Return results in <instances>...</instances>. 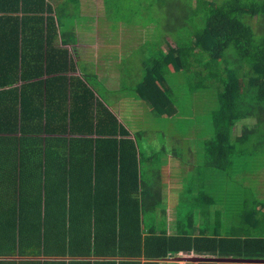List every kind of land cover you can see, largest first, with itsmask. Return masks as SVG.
<instances>
[{
  "label": "trees",
  "instance_id": "1",
  "mask_svg": "<svg viewBox=\"0 0 264 264\" xmlns=\"http://www.w3.org/2000/svg\"><path fill=\"white\" fill-rule=\"evenodd\" d=\"M184 2L183 6L178 3L183 8L171 17L174 24L166 27L173 42L163 36L158 43H145L151 53L141 61L143 79L136 84L135 91L156 117L173 116L178 111L179 98L168 74L183 72L192 94L214 95L216 106L209 111L205 129L208 135L202 141L203 165L195 177L188 178L190 184L199 179L201 197L186 196L185 201L179 202L177 232L168 234L165 209L160 208V168H153L148 187L142 163L144 155L138 151L145 134L162 136L167 132L139 130L134 139L128 138L130 132L125 125L106 105L102 104V111L99 104L95 109L96 123L90 131L109 135L110 139L120 136L115 139V179L110 187L111 192H119L120 212L108 222H75L78 226L65 220L36 222V243L43 244L45 254L74 258L28 260L22 264H163L161 259L179 252L264 258V204L258 207L249 192L243 211L232 217L230 236L216 229L209 233L205 226L199 227L200 232L196 234L194 228L195 201L222 198L228 186L238 184L233 174L239 169L242 171L239 185L245 186L248 158L264 155V0ZM80 4L81 0H65L55 9L49 0H0V47L4 44L11 53L10 44L28 32L36 42L50 43L59 30L63 41L74 43V27H65V23L74 21ZM254 18L259 20L258 33L251 24ZM143 49L142 46L139 52ZM18 50L16 44L13 51ZM43 61L41 56L40 68L44 67ZM7 66L19 68L18 60H10ZM89 91L92 92L90 88ZM206 167L217 170L220 191L214 196L204 191ZM96 186L95 183L90 187L93 200L101 191V186ZM217 215L219 227L223 220L220 212ZM13 229L25 233L22 222H14ZM2 248L0 243V254ZM90 256L120 259H75Z\"/></svg>",
  "mask_w": 264,
  "mask_h": 264
},
{
  "label": "crops",
  "instance_id": "2",
  "mask_svg": "<svg viewBox=\"0 0 264 264\" xmlns=\"http://www.w3.org/2000/svg\"><path fill=\"white\" fill-rule=\"evenodd\" d=\"M64 1L49 0L55 9ZM106 7V0H81L80 12L74 21L65 23V27H74V43L63 41L59 30L50 43L46 40L42 44L36 42L28 32L24 38L10 44L13 53H9L4 44L0 47L1 264L74 258L45 254L43 244L36 243V222L65 220L78 226L75 222H108L120 212L119 192L115 194L110 189L115 179V139L117 141L120 136L110 139L109 135L90 131L95 126V109L99 104L102 111V104L106 105L129 130L128 138L133 139L139 130L153 131L154 122L168 124L169 119L179 115L181 101L176 104L175 115L156 117L135 91L136 84L143 79L141 61L146 57L133 63V56L150 40L140 45L135 44V39L129 40L122 46V38L112 36L110 29L121 23L124 29L134 26H128L131 23L126 21L111 20ZM163 36L157 37L158 42ZM15 43L19 49L17 53L13 51ZM145 52L151 53L147 49ZM40 55L44 57L43 68H40ZM15 59L19 68L5 67L7 62ZM148 118L153 119L151 125V122L147 123ZM137 124L143 126L137 127ZM162 130L167 134L161 136V148L151 146L153 138L158 136L150 133L141 138L142 146L138 151L144 155L142 163L148 187L153 168H160V208L165 209L167 233L175 234L179 202L185 201L186 196L201 197L199 179L195 178L190 184L188 178L195 177L203 165L202 151L199 154L186 150L182 135L170 133L167 128ZM178 176L181 179L174 185L172 180ZM216 176L211 167L205 168L204 191L213 196L219 189ZM250 178L245 186H228L220 199L206 197L195 201L196 234L200 232L199 227L205 226L209 233L216 229L223 231L224 236L231 235L232 217L243 211L245 193L254 188ZM95 183L101 186V191L93 200L90 187ZM255 190L252 198L259 207L264 204V187L257 186ZM217 212L223 220L219 227L216 225ZM14 222H22L25 233L19 232V226L14 230ZM80 228H83L82 224ZM23 236L27 238L22 239ZM171 255L199 254L179 252L160 261L164 262ZM140 260L145 261V258Z\"/></svg>",
  "mask_w": 264,
  "mask_h": 264
},
{
  "label": "rangeland",
  "instance_id": "3",
  "mask_svg": "<svg viewBox=\"0 0 264 264\" xmlns=\"http://www.w3.org/2000/svg\"><path fill=\"white\" fill-rule=\"evenodd\" d=\"M178 3L181 6L185 4L184 0H108V3H106V10L109 18L114 21H126L125 23H131L128 26H134L133 28L124 29L123 23H121L120 25H116L114 29H110L112 32L111 35L115 38L119 35L122 38V46H124L127 41H133L134 39L137 45H140L148 39L150 41H146V43H158L157 37H159V35L168 36L169 41L173 42L171 37L166 33V27L174 24L171 18L173 13H178V11L182 10L183 7H179ZM76 12L78 13L80 10ZM179 14L181 15V13ZM117 18H120V20H117ZM182 23H184V21H182ZM251 24L254 31L258 33L260 31L259 20L254 18L251 20ZM151 39H154V41H151ZM132 45L133 44H130L131 47ZM143 47L144 51H142V54L139 50L134 53L133 63L135 60L149 56V53L145 52L148 45L143 44ZM173 74L174 75L169 76V79L177 93L179 104L181 101L178 117L169 119L168 124H159L160 121H156L152 124V118H155L152 116V118L147 119V123L151 122L150 125L152 124L153 131H162V129L167 128L170 133H179L184 137L185 149H191L200 154L202 151L203 138L208 135L205 129L210 117L209 111L216 106V99L213 94L209 93L192 94L188 90L184 73L180 72L178 75H176V73ZM136 126L142 127L143 125L137 124ZM237 132H239V129ZM156 135L158 137L153 138L151 146L153 148H161L163 144L161 135ZM187 156L184 157L186 158ZM248 160L250 161V167L247 168L245 180L251 177L250 180L254 184L251 187L254 188L247 189L245 194L247 195V192H249L248 194L253 196L257 186L264 187V155H261V157L260 155L256 157L250 156ZM212 170L217 174L216 169L212 168ZM239 170L233 174L234 179H236L235 183H238L237 185L242 181V171ZM177 179H181V177L178 176V178L172 180L174 185L178 181ZM215 181L218 183L217 178H215ZM257 182L259 185H256ZM219 191L220 189H218V192Z\"/></svg>",
  "mask_w": 264,
  "mask_h": 264
},
{
  "label": "water",
  "instance_id": "4",
  "mask_svg": "<svg viewBox=\"0 0 264 264\" xmlns=\"http://www.w3.org/2000/svg\"><path fill=\"white\" fill-rule=\"evenodd\" d=\"M177 259L188 262L190 264H198L201 262L264 263V258L217 257V256H201V255H180L177 256Z\"/></svg>",
  "mask_w": 264,
  "mask_h": 264
},
{
  "label": "built area",
  "instance_id": "5",
  "mask_svg": "<svg viewBox=\"0 0 264 264\" xmlns=\"http://www.w3.org/2000/svg\"><path fill=\"white\" fill-rule=\"evenodd\" d=\"M163 264H190V263L182 261V260H178L177 256L171 255L163 262Z\"/></svg>",
  "mask_w": 264,
  "mask_h": 264
}]
</instances>
